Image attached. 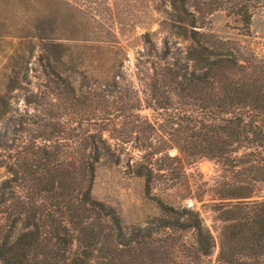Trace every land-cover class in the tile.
<instances>
[{
	"label": "trees",
	"instance_id": "1",
	"mask_svg": "<svg viewBox=\"0 0 264 264\" xmlns=\"http://www.w3.org/2000/svg\"><path fill=\"white\" fill-rule=\"evenodd\" d=\"M15 1L0 0V37L17 36L30 51L33 36L40 38L45 78L42 93L25 96L41 106L26 133L23 116L4 120L8 92L21 85L16 64L0 90V165L8 172L0 181V264H264V53L208 26L215 9L228 7L248 27L249 5L167 0L164 26L189 42L184 52L166 37L158 47L149 29L141 32L150 62L145 106L159 115L152 120L139 111L129 80L115 77L119 69L104 85L77 86L65 73L86 59L71 44L113 49L116 22L122 30L149 19L122 16L115 0H87L88 11L72 0H21L33 4L30 16L28 8L11 7ZM19 12L27 19L16 20ZM25 50L9 58L23 59ZM130 141H138L134 170L157 208L145 224L126 225L92 194L98 161L119 162ZM173 146L179 155L169 153ZM153 156L164 163L155 167ZM176 158L217 165L213 181L187 194L210 196L216 236L198 209L152 192L153 169Z\"/></svg>",
	"mask_w": 264,
	"mask_h": 264
},
{
	"label": "rangeland",
	"instance_id": "2",
	"mask_svg": "<svg viewBox=\"0 0 264 264\" xmlns=\"http://www.w3.org/2000/svg\"><path fill=\"white\" fill-rule=\"evenodd\" d=\"M72 1L77 7L82 8L83 11L90 9L89 6L91 4L87 3V0ZM115 2L114 9H121L122 16L125 15L126 17L140 20L143 18L144 20L149 19L150 22L147 24L135 23V27L126 25L122 30H119L117 22L114 21L116 22L115 38L118 45L113 47V49H110L112 48L111 45L97 47L90 45V43L86 45L71 44L70 50L72 53L76 54L77 50L82 49L86 59L82 65L70 66L65 73L74 78L73 83L77 86L82 81L88 82V84H95V82L101 81V84L104 85L103 77L109 76L112 72L119 69L121 74L116 71L115 77L123 81H125V78L129 80L132 84L133 98H139V102L142 103V109L139 111L153 120L159 115L145 106L146 98L149 95L147 73L149 72L148 65L150 62L143 47L141 32L149 29L158 47L162 46L166 37L169 43L175 42L174 45L180 46L183 52L189 39L170 32L164 26L169 8L167 0H115ZM244 2L249 5L251 10V20L248 27L238 22L231 8L228 7L215 9L209 15L208 26L211 31L221 36L240 38L243 43L252 46L258 53L263 54L264 0H244ZM25 4L24 1L16 0L10 6L17 9L28 8L29 16L30 14L32 15L34 11L32 9L33 4L30 3L27 5L28 7ZM14 17L19 21L27 19V16L22 12H19ZM32 42L33 48L30 51L17 36L5 35L0 37V90L4 89L6 74L13 64H16V68L19 69L17 80L21 83L20 86L15 85L8 92L10 109L6 112L4 120L10 114L17 118L23 116V128L21 125V129L23 130L26 126L24 133H26L29 126H32L29 122V115L39 111L35 106L41 108L36 103L27 102L25 96L31 92L42 93L44 88L43 80L45 78L39 57L41 40L33 36ZM17 48L27 49V51L25 50L24 58L10 59L9 56ZM89 54L90 56L87 57ZM90 58L96 59L90 60ZM121 76H124V78ZM116 92V90L113 91L114 94ZM64 116L66 118L69 117L68 114H64ZM2 123L0 121V124ZM136 144H138V141H130L123 145L119 162H110L102 157L96 165L92 187L93 196L112 205L126 225L132 223L145 224L157 212L154 199L147 196L143 191V178L136 174L134 170V163L139 159L141 153V150L137 149ZM169 153L171 155H179L175 146L169 148ZM152 163L156 167L163 164L164 161L156 160V157L153 156ZM166 164H168V161ZM203 165H206L205 168L202 167ZM216 169L217 165L209 159H200L193 163H187L183 158H176L171 161L170 167L167 169H153L155 176L152 192L158 193L163 199L174 205L187 204L198 209L203 222L211 228L216 236L217 230H215V227L217 223L211 219V211L207 205L210 196L205 193L201 195V199H198L187 195L189 192L200 191L204 181H213V178L217 176L218 170ZM7 175L8 172L5 167L0 165V181ZM262 191L264 192V186Z\"/></svg>",
	"mask_w": 264,
	"mask_h": 264
},
{
	"label": "bare ground",
	"instance_id": "3",
	"mask_svg": "<svg viewBox=\"0 0 264 264\" xmlns=\"http://www.w3.org/2000/svg\"><path fill=\"white\" fill-rule=\"evenodd\" d=\"M206 165H203V167H205Z\"/></svg>",
	"mask_w": 264,
	"mask_h": 264
},
{
	"label": "water",
	"instance_id": "4",
	"mask_svg": "<svg viewBox=\"0 0 264 264\" xmlns=\"http://www.w3.org/2000/svg\"><path fill=\"white\" fill-rule=\"evenodd\" d=\"M203 167V166H202ZM203 168H205V167H203Z\"/></svg>",
	"mask_w": 264,
	"mask_h": 264
}]
</instances>
